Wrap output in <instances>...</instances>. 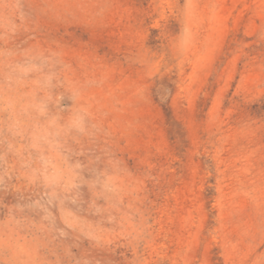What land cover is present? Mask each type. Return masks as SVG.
<instances>
[{"label":"rangeland","instance_id":"rangeland-1","mask_svg":"<svg viewBox=\"0 0 264 264\" xmlns=\"http://www.w3.org/2000/svg\"><path fill=\"white\" fill-rule=\"evenodd\" d=\"M0 264H264V0H0Z\"/></svg>","mask_w":264,"mask_h":264}]
</instances>
